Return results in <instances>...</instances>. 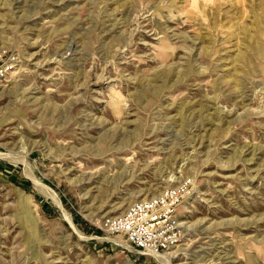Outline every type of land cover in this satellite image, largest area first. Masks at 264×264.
Listing matches in <instances>:
<instances>
[{
    "label": "rangeland",
    "instance_id": "374dc122",
    "mask_svg": "<svg viewBox=\"0 0 264 264\" xmlns=\"http://www.w3.org/2000/svg\"><path fill=\"white\" fill-rule=\"evenodd\" d=\"M0 264H264V0H0Z\"/></svg>",
    "mask_w": 264,
    "mask_h": 264
},
{
    "label": "built area",
    "instance_id": "2783aa9c",
    "mask_svg": "<svg viewBox=\"0 0 264 264\" xmlns=\"http://www.w3.org/2000/svg\"><path fill=\"white\" fill-rule=\"evenodd\" d=\"M185 187V183L168 185L156 194L134 200L106 224L110 231L122 233L133 250L157 256L178 240L174 219Z\"/></svg>",
    "mask_w": 264,
    "mask_h": 264
},
{
    "label": "bare ground",
    "instance_id": "6f19581e",
    "mask_svg": "<svg viewBox=\"0 0 264 264\" xmlns=\"http://www.w3.org/2000/svg\"><path fill=\"white\" fill-rule=\"evenodd\" d=\"M37 186H38V185H37ZM41 188H43V187H41ZM41 188H40V189H41ZM43 191H44V189H43ZM48 192H49V191H48ZM48 192H47V194H48ZM45 194H46V193H45ZM49 196H50V195H49ZM52 197H53V196H52ZM56 198H57V197H56ZM56 198H55V199H56ZM180 222H181V221H180ZM180 222H179V223H180ZM183 224H184V223H183ZM181 225H182V224H181ZM165 253H167V252H165ZM159 255H163V254L160 253V254H158V256H159Z\"/></svg>",
    "mask_w": 264,
    "mask_h": 264
}]
</instances>
